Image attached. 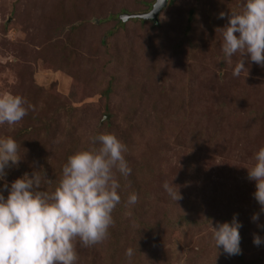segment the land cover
<instances>
[{"label":"rangeland","instance_id":"1","mask_svg":"<svg viewBox=\"0 0 264 264\" xmlns=\"http://www.w3.org/2000/svg\"><path fill=\"white\" fill-rule=\"evenodd\" d=\"M154 1L0 0V93L33 106L19 124L0 125V137L21 147L0 193L32 171L55 187L69 155L111 133L127 147L131 174H117L121 203L107 239L75 242L77 264H264V243L253 244L254 235L264 241V213L245 169L264 147V67L248 60L234 76L239 53L227 63L217 31L243 0H168L157 24L120 20ZM27 136L38 138L29 154ZM131 193L138 201L128 206ZM234 215L241 254L228 256L209 225Z\"/></svg>","mask_w":264,"mask_h":264},{"label":"clouds","instance_id":"2","mask_svg":"<svg viewBox=\"0 0 264 264\" xmlns=\"http://www.w3.org/2000/svg\"><path fill=\"white\" fill-rule=\"evenodd\" d=\"M225 15L221 12L218 18ZM217 31L227 63L232 64L233 56L239 53L234 76L248 71V60L264 67V0H243L241 10L229 13L227 24ZM32 108L20 95L0 93V125L19 124ZM90 145L67 157L58 182L50 190H44L42 182L51 186L54 181L44 179L40 171L25 172L10 186L3 184L8 195L0 194V264H77L76 241L91 247L107 239L114 224L112 213L121 203L117 174L127 178L131 168L124 156L127 147L114 134L98 133L90 137ZM20 148L12 137H0V181L7 176L6 168L20 163ZM245 169L248 179L255 182L253 197L264 213V147L254 153ZM163 189L175 202L182 199L172 183L164 182ZM137 201V194L131 193L127 205ZM126 214L132 215L131 211ZM251 219L257 221L259 214ZM209 226L216 248L228 256L241 254L242 225L235 215L230 223ZM261 243V237L254 235L253 244ZM134 254L132 248L125 251L129 260Z\"/></svg>","mask_w":264,"mask_h":264},{"label":"water","instance_id":"3","mask_svg":"<svg viewBox=\"0 0 264 264\" xmlns=\"http://www.w3.org/2000/svg\"><path fill=\"white\" fill-rule=\"evenodd\" d=\"M168 0H155L154 4L151 6V9L143 14H131V15H121L120 20L122 22H127L129 20H142V21H151L154 24L158 23V17L160 13L167 7Z\"/></svg>","mask_w":264,"mask_h":264},{"label":"trees","instance_id":"4","mask_svg":"<svg viewBox=\"0 0 264 264\" xmlns=\"http://www.w3.org/2000/svg\"><path fill=\"white\" fill-rule=\"evenodd\" d=\"M173 1L174 0H170V2H169V5H171L172 3H173ZM148 8V7H147ZM162 13V12H161ZM190 18H191V16H190ZM136 20V19H135ZM137 21V20H136ZM139 22H144V21H142V20H138ZM148 23H151V24H153L151 21H147ZM154 25V24H153ZM47 136V135H46ZM27 139H28V141L27 142H25V144H24V147H25V149H24V151L26 152V153H28L29 154V150L30 149H32L33 147H34V145H33V143H38L37 141V139L38 138H36V139H32L31 137H26ZM42 149H40V150H38V152H33V154H31V159L29 158L28 159V161H26L25 162V164H26V167L28 166V164H32V162L31 161H34L35 159H40L41 157H42V151H41ZM33 172V171H32ZM41 187L43 188V186L41 185ZM50 188H51V186H49L48 184H47V186L45 187V189H49L50 190ZM1 194V193H0ZM5 196V198L7 197V195H4Z\"/></svg>","mask_w":264,"mask_h":264}]
</instances>
